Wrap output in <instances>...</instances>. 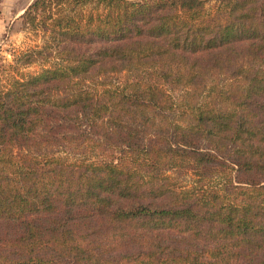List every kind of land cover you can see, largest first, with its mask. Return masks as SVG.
<instances>
[{
    "label": "trees",
    "instance_id": "trees-1",
    "mask_svg": "<svg viewBox=\"0 0 264 264\" xmlns=\"http://www.w3.org/2000/svg\"><path fill=\"white\" fill-rule=\"evenodd\" d=\"M0 78V264H264V0H32Z\"/></svg>",
    "mask_w": 264,
    "mask_h": 264
},
{
    "label": "rangeland",
    "instance_id": "rangeland-1",
    "mask_svg": "<svg viewBox=\"0 0 264 264\" xmlns=\"http://www.w3.org/2000/svg\"><path fill=\"white\" fill-rule=\"evenodd\" d=\"M32 0H0V78L31 74L38 66L17 67L15 57L39 45V39L22 30L18 17Z\"/></svg>",
    "mask_w": 264,
    "mask_h": 264
}]
</instances>
